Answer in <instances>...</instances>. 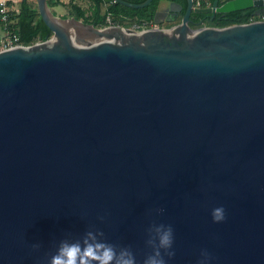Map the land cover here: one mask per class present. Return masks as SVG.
Instances as JSON below:
<instances>
[{
	"label": "water",
	"instance_id": "1",
	"mask_svg": "<svg viewBox=\"0 0 264 264\" xmlns=\"http://www.w3.org/2000/svg\"><path fill=\"white\" fill-rule=\"evenodd\" d=\"M37 2L53 35L0 50V264H47L92 224L142 255L157 218L175 226L170 264L201 248L212 264H264V19L190 25L193 11L264 15V0H187L180 23L149 29Z\"/></svg>",
	"mask_w": 264,
	"mask_h": 264
},
{
	"label": "trees",
	"instance_id": "2",
	"mask_svg": "<svg viewBox=\"0 0 264 264\" xmlns=\"http://www.w3.org/2000/svg\"><path fill=\"white\" fill-rule=\"evenodd\" d=\"M48 0V4L55 15H59L58 7L66 12L61 14L63 18L73 16L86 24H93L96 27L109 25L108 18L123 27H132L133 24H144L156 22L157 13L164 4L176 3L182 7L181 13L175 21L162 24L164 27H172L181 22L187 9V0H152L150 4L140 8H134L119 3L116 0ZM132 3H142L145 0H124ZM215 0H210L213 4ZM228 0H219L220 4ZM14 0L7 2L8 25L18 36V42L24 45H31L38 41L49 39L53 31L44 22L40 15L37 2L33 0ZM256 8H247L227 13H217L215 17L206 12L193 11L190 25L192 28L202 26L225 27L233 24L247 23L264 19L263 14H254ZM3 28L4 23L0 21Z\"/></svg>",
	"mask_w": 264,
	"mask_h": 264
},
{
	"label": "clouds",
	"instance_id": "3",
	"mask_svg": "<svg viewBox=\"0 0 264 264\" xmlns=\"http://www.w3.org/2000/svg\"><path fill=\"white\" fill-rule=\"evenodd\" d=\"M158 217L165 208L157 206ZM211 217L220 222L226 218L223 204L211 207ZM99 221L105 220L104 214H97ZM176 230L173 223L154 219L145 229L143 237L144 252L138 255L130 243H117L107 238L104 228L92 224L77 237L63 236L56 241L47 259V264H170L176 255ZM33 248H39L34 242ZM213 255L207 248H201L196 264H212Z\"/></svg>",
	"mask_w": 264,
	"mask_h": 264
},
{
	"label": "built area",
	"instance_id": "4",
	"mask_svg": "<svg viewBox=\"0 0 264 264\" xmlns=\"http://www.w3.org/2000/svg\"><path fill=\"white\" fill-rule=\"evenodd\" d=\"M8 0H0V21L4 23L3 30L4 36L0 39V50L10 48L16 45H19L18 36L14 33V31L8 25V10L9 7L7 5ZM213 4L210 0H194V7L195 8H207L211 7ZM109 25H116L114 24L110 18H108ZM133 25H138L145 29L154 28V27H164L160 24V22H151V23H144L139 24L135 23Z\"/></svg>",
	"mask_w": 264,
	"mask_h": 264
},
{
	"label": "flooded vegetation",
	"instance_id": "5",
	"mask_svg": "<svg viewBox=\"0 0 264 264\" xmlns=\"http://www.w3.org/2000/svg\"><path fill=\"white\" fill-rule=\"evenodd\" d=\"M176 3H171V4H164L161 9L159 10V12L157 13V17L160 19V24H165L167 22H171L170 20H168L170 17L174 16L175 14L174 13H178L177 16H176V19L178 18L179 14L181 13L180 12H171L172 9L174 8H177L176 7ZM166 8H169L170 10L167 11ZM207 14H210V13H207ZM175 19V20H176Z\"/></svg>",
	"mask_w": 264,
	"mask_h": 264
},
{
	"label": "rangeland",
	"instance_id": "6",
	"mask_svg": "<svg viewBox=\"0 0 264 264\" xmlns=\"http://www.w3.org/2000/svg\"><path fill=\"white\" fill-rule=\"evenodd\" d=\"M34 2H37V0H33ZM81 2L85 3V1L81 0ZM15 4V2H14ZM37 5H38V2H37ZM58 12H59V15L58 16H61V14H64L66 11L62 8H57ZM62 17V16H61ZM172 22V21H171Z\"/></svg>",
	"mask_w": 264,
	"mask_h": 264
},
{
	"label": "crops",
	"instance_id": "7",
	"mask_svg": "<svg viewBox=\"0 0 264 264\" xmlns=\"http://www.w3.org/2000/svg\"><path fill=\"white\" fill-rule=\"evenodd\" d=\"M10 1V0H8ZM15 2L18 1V0H14ZM58 8H61V7H58ZM63 9V8H62ZM4 36V30L3 28L0 26V39Z\"/></svg>",
	"mask_w": 264,
	"mask_h": 264
}]
</instances>
